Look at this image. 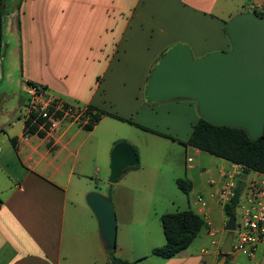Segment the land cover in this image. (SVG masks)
Wrapping results in <instances>:
<instances>
[{
  "label": "crops",
  "instance_id": "0c3cea01",
  "mask_svg": "<svg viewBox=\"0 0 264 264\" xmlns=\"http://www.w3.org/2000/svg\"><path fill=\"white\" fill-rule=\"evenodd\" d=\"M217 3L4 1L3 41L6 46L12 42L18 52L15 68L19 74L4 71V64L0 67V264H108L110 252L103 249L85 198L91 191L92 176L107 182L114 144L125 142L138 156L137 129L157 137L169 134L185 153L191 151L193 157L185 163L183 177L176 175L173 181L188 180L194 197L202 195L207 200L215 234H203L205 243L198 246L197 255L187 250L192 241L171 258L123 260L128 264H183L198 256L202 264L215 263L226 235L227 215L216 202L219 171L225 166L216 172L212 167L216 161L228 162L184 144L199 118L194 102L144 104L143 90L159 56L175 44H185L194 58L229 50L224 23L232 15L223 19L214 13ZM263 7L264 0H254L248 6L243 4L242 12ZM7 80L9 87L4 86ZM25 82L42 86L67 104L90 106L116 117L101 116L89 131L76 123H62L49 137L26 135ZM158 119L175 125L174 135L159 131ZM146 139L152 143L153 138ZM137 159L138 167L135 164L121 172L123 221L134 219L128 201L132 203L135 188L131 182L140 178L155 182L152 178H157L140 168ZM211 171L214 178L205 180L204 174ZM259 175L248 171L241 178L243 186ZM211 178L213 184L208 182ZM217 208L213 219L212 210ZM186 209L198 213L195 198Z\"/></svg>",
  "mask_w": 264,
  "mask_h": 264
},
{
  "label": "water",
  "instance_id": "95a60500",
  "mask_svg": "<svg viewBox=\"0 0 264 264\" xmlns=\"http://www.w3.org/2000/svg\"><path fill=\"white\" fill-rule=\"evenodd\" d=\"M224 32L228 51L194 58L185 44L178 43L163 52L147 76L144 104L191 101L199 118L213 126L243 129L255 141L264 133V20L254 12H242L226 22ZM109 160L110 184L138 161L125 142L114 144ZM85 200L103 249L114 251L117 229L111 200L96 192H89ZM225 229L221 256L214 264H223L230 251L234 215L228 216Z\"/></svg>",
  "mask_w": 264,
  "mask_h": 264
},
{
  "label": "rangeland",
  "instance_id": "374dc122",
  "mask_svg": "<svg viewBox=\"0 0 264 264\" xmlns=\"http://www.w3.org/2000/svg\"><path fill=\"white\" fill-rule=\"evenodd\" d=\"M252 1L254 0H218L214 13L221 16L223 19H227L229 14L232 15V18L245 10L243 4L248 6L252 4ZM2 51L0 67L4 64V71L11 72L13 76L19 74V69L15 68V65H19L17 57L18 52L16 48L13 47V43L11 42L6 46L3 41ZM47 67H49V65ZM4 86L9 87L11 84L8 83L7 80ZM163 104L166 103H156L155 106H161ZM166 122L165 119H158L157 123L160 126L157 129L167 134L170 132L174 135L176 131L175 125ZM137 130L136 137L138 140L136 139V143L138 145L139 166L140 168H144L146 172L151 171L157 178H152L156 179L155 182H144L142 178L131 182L135 188L131 193L133 197L132 203H130V199H128V201L129 210L133 211L134 219L127 221L121 219V183L124 180L121 174L113 184L107 182L102 183L96 176H92V180L90 181V192H96L108 197L113 204L115 212L117 229L116 246L115 250L110 252L108 255L109 257H107L108 264H113L116 260L123 259L134 261V259H138L139 257H143L144 261L148 262V260L154 258L156 255H152L151 250L155 247H161L164 244L159 213L184 210L187 208L188 202L192 205L195 198L193 191H190L188 195H186L177 188L173 181L176 175H179L181 178L183 177L182 173L185 170L186 159L193 157L191 151L188 150V152L185 153L184 149L169 137V134L168 136L158 135L157 137V135H149L153 133H148L142 129ZM146 138H153L152 143L147 142ZM223 165L225 168L228 167V165L222 161H216L215 165L212 167L213 171L216 172ZM213 171L204 174L203 177L205 180L209 176L214 178ZM162 201L164 202L161 203ZM168 201H172L173 204H170ZM131 205L133 206L131 207ZM218 208H221V206L218 205ZM218 208L212 210L213 219L216 216ZM234 216L236 220H238L237 210H235ZM227 219L228 216L226 217V222ZM225 233L227 234L226 231ZM202 236L204 235L202 231H200L187 249L190 252L192 251L193 255H197L198 246L205 243V239H203ZM241 259V257H238L237 261L241 262ZM201 261L200 257L194 256L192 259L184 260L182 263L202 264ZM170 264L174 263L171 261Z\"/></svg>",
  "mask_w": 264,
  "mask_h": 264
},
{
  "label": "built area",
  "instance_id": "2783aa9c",
  "mask_svg": "<svg viewBox=\"0 0 264 264\" xmlns=\"http://www.w3.org/2000/svg\"><path fill=\"white\" fill-rule=\"evenodd\" d=\"M26 96L25 117L32 115L40 117L43 122L37 123L38 130L49 137L62 123H76L78 125L89 122L88 106L71 105L48 94L37 84L25 82ZM191 159L187 158L186 162ZM254 172V171H253ZM242 166L228 162V167L219 171L220 188L216 193V202L222 208L229 204L235 195L238 182L246 175ZM213 184V180L208 181ZM198 215L203 221L201 231L204 235L215 234V229L208 214V202L201 196L195 197ZM235 210V230L232 233L230 251L226 254L223 264H242L237 261L243 257L246 264H264V174L252 177L242 188Z\"/></svg>",
  "mask_w": 264,
  "mask_h": 264
},
{
  "label": "trees",
  "instance_id": "16d2710c",
  "mask_svg": "<svg viewBox=\"0 0 264 264\" xmlns=\"http://www.w3.org/2000/svg\"><path fill=\"white\" fill-rule=\"evenodd\" d=\"M4 1L0 0V63L3 53ZM252 12L264 18V7L263 10H252ZM88 115L89 122L80 125L86 131L91 130L101 116H113L90 106H88ZM33 120H36L37 123L43 122L40 117L34 115L24 119V133L26 135H43V132L38 130L37 124ZM121 120L126 121L124 119ZM11 143H15L14 138L11 139ZM184 144L229 163L238 164L243 167L245 173L254 171L264 174V133L257 140L252 141L243 129L213 126L198 118L196 123L192 125L190 135ZM137 165L138 162L135 166ZM175 183L177 188L183 193L186 195L189 193L191 184L188 180L177 179ZM242 188L243 182L240 180L234 197L229 204L223 207L227 216L234 215ZM159 219L163 231L164 244L161 247L153 248L151 254L162 258L174 257L186 249L199 234L203 225L201 217L190 209L164 213ZM220 256L219 252L216 261ZM113 264H128V262L116 260Z\"/></svg>",
  "mask_w": 264,
  "mask_h": 264
}]
</instances>
